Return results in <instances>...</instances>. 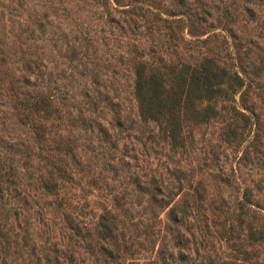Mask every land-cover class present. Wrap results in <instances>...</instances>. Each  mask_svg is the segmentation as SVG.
Masks as SVG:
<instances>
[{
  "label": "rangeland",
  "instance_id": "1",
  "mask_svg": "<svg viewBox=\"0 0 264 264\" xmlns=\"http://www.w3.org/2000/svg\"><path fill=\"white\" fill-rule=\"evenodd\" d=\"M203 58L236 92L170 146L134 67ZM0 264H264V0H0Z\"/></svg>",
  "mask_w": 264,
  "mask_h": 264
},
{
  "label": "trees",
  "instance_id": "2",
  "mask_svg": "<svg viewBox=\"0 0 264 264\" xmlns=\"http://www.w3.org/2000/svg\"><path fill=\"white\" fill-rule=\"evenodd\" d=\"M239 80L238 75H228L211 58H203L187 67L185 73L178 72L169 83L160 76L145 78L144 66L138 63L134 67L133 89L141 118L157 124L169 145L178 147L181 124L186 118L183 113L192 112L195 121L213 117L216 100L233 95ZM65 223L75 235H80L82 225L79 221L74 223L72 218H66ZM100 248L110 253L106 247L101 245Z\"/></svg>",
  "mask_w": 264,
  "mask_h": 264
}]
</instances>
